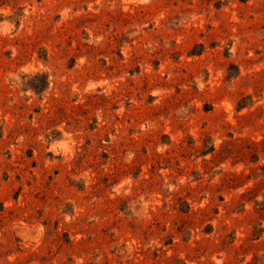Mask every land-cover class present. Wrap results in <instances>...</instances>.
Wrapping results in <instances>:
<instances>
[{
  "label": "rangeland",
  "instance_id": "374dc122",
  "mask_svg": "<svg viewBox=\"0 0 264 264\" xmlns=\"http://www.w3.org/2000/svg\"><path fill=\"white\" fill-rule=\"evenodd\" d=\"M0 264H264V0H0Z\"/></svg>",
  "mask_w": 264,
  "mask_h": 264
}]
</instances>
